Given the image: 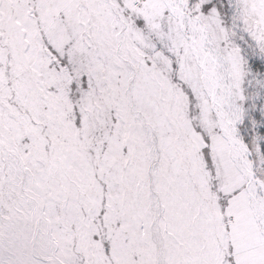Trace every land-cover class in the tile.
<instances>
[{"label": "snow or ice", "instance_id": "6c2138e0", "mask_svg": "<svg viewBox=\"0 0 264 264\" xmlns=\"http://www.w3.org/2000/svg\"><path fill=\"white\" fill-rule=\"evenodd\" d=\"M0 264H264V0H0Z\"/></svg>", "mask_w": 264, "mask_h": 264}]
</instances>
